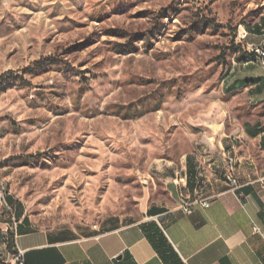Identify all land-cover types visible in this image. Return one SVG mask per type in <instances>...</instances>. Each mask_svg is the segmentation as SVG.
I'll use <instances>...</instances> for the list:
<instances>
[{"label": "rangeland", "instance_id": "rangeland-1", "mask_svg": "<svg viewBox=\"0 0 264 264\" xmlns=\"http://www.w3.org/2000/svg\"><path fill=\"white\" fill-rule=\"evenodd\" d=\"M263 14L264 0H0V181L15 216L79 229L161 193L159 162L193 152L203 168L214 137L239 132L228 76L258 60L248 28Z\"/></svg>", "mask_w": 264, "mask_h": 264}, {"label": "crops", "instance_id": "crops-1", "mask_svg": "<svg viewBox=\"0 0 264 264\" xmlns=\"http://www.w3.org/2000/svg\"><path fill=\"white\" fill-rule=\"evenodd\" d=\"M263 38L260 17L248 28L247 43ZM227 89L245 99L231 108L236 124L230 130L239 132L215 136L203 168L193 152L179 162H159L161 193L148 190L134 212L79 229L35 224L19 206L14 251H23L25 264H184L183 259L188 264H264V67L255 60L240 63L228 76ZM224 154L238 158L235 189L224 176ZM179 168L183 185L173 182ZM182 194H189L190 204L194 198L210 204L192 203L186 213ZM9 229L0 221L2 263L11 261Z\"/></svg>", "mask_w": 264, "mask_h": 264}, {"label": "built area", "instance_id": "built-area-1", "mask_svg": "<svg viewBox=\"0 0 264 264\" xmlns=\"http://www.w3.org/2000/svg\"><path fill=\"white\" fill-rule=\"evenodd\" d=\"M246 33L242 36L243 38L245 37ZM251 51L252 52H261L263 53V60H255L257 61L261 66L264 67V38L262 39L261 44L258 45H251ZM224 161L228 164L227 170L225 171V179L230 185L232 189H235L238 186V179L236 178L233 168L234 164L238 161L237 157H229L224 154ZM173 182L177 185H183L181 182V178L179 177V173H175V179ZM262 186L264 187V182H262ZM189 194H182V202H181V207L183 208L184 212L190 213L191 212V204L192 203H199L203 207H207L210 204V201L208 199H199V198H194L192 200V203L190 204L188 202L189 199ZM0 213L5 214L8 219L11 222L10 225V231H15L16 226H17V219L15 216V207L8 201V196H7V191L6 187L3 186V181H0ZM184 264H188L185 259H183ZM11 264H25L24 259H23V251L16 248L15 252L13 253V260Z\"/></svg>", "mask_w": 264, "mask_h": 264}, {"label": "trees", "instance_id": "trees-1", "mask_svg": "<svg viewBox=\"0 0 264 264\" xmlns=\"http://www.w3.org/2000/svg\"><path fill=\"white\" fill-rule=\"evenodd\" d=\"M264 18V15L261 16V19ZM250 57H252L251 59H253V53H250ZM249 57L247 56H243V58H240V60L245 59L244 62L249 61L250 59H248ZM14 232L8 230L7 232V239H6V248L8 250L9 253H14V248H15V241H14Z\"/></svg>", "mask_w": 264, "mask_h": 264}, {"label": "bare ground", "instance_id": "bare-ground-1", "mask_svg": "<svg viewBox=\"0 0 264 264\" xmlns=\"http://www.w3.org/2000/svg\"><path fill=\"white\" fill-rule=\"evenodd\" d=\"M258 60H263V53L261 52H255Z\"/></svg>", "mask_w": 264, "mask_h": 264}]
</instances>
